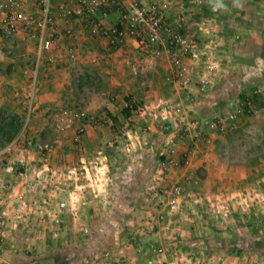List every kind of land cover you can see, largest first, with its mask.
Returning a JSON list of instances; mask_svg holds the SVG:
<instances>
[{
  "label": "crops",
  "instance_id": "0c3cea01",
  "mask_svg": "<svg viewBox=\"0 0 264 264\" xmlns=\"http://www.w3.org/2000/svg\"><path fill=\"white\" fill-rule=\"evenodd\" d=\"M63 2L65 0H54V5ZM240 2L248 7V0ZM241 8L245 14H248L246 7ZM25 10L36 13L35 0H25ZM194 15L196 17V13ZM115 19L116 16L111 15L109 22L113 23ZM238 25L248 27V23L246 25L244 22ZM192 26L193 29H197L199 25L193 22ZM56 29L64 34V26L59 20H56ZM69 29L72 33L70 36L63 35L60 49L43 53L38 64H36L34 41L29 39L23 41L19 37L0 38V214L5 217L4 238L7 243L6 251L0 255V264H75L73 259H78L76 264H90L89 260L92 259L95 249L94 239L90 236L86 237V243L85 240L81 241L82 229L85 228L90 234L99 237L110 236V231H112L111 234L119 233L122 236L127 234L128 228L125 225L120 229L116 227L121 223H129L133 225L134 230L137 229L143 233L144 228L138 229L134 226L141 220H144L146 232L152 234L153 242L148 247L160 246L162 244L159 237L167 238L168 230L165 231L156 226L154 220L155 214L164 215L165 209L160 206L151 207L143 219L134 213L136 204L141 197L143 198L142 195L150 190L149 187L167 188L180 184L181 180L189 178L194 169L200 168L206 174L201 182L209 187L212 186L211 183H216L222 172L225 177L231 178L237 177L240 173L245 174L240 166H229L218 159L216 148L222 137L216 136L212 144L206 145L204 142L193 139L190 134L185 142L176 141L178 145L174 147L169 145L171 133L163 132L162 134L161 132V124L164 123L160 121V117L164 118L171 108L180 106L184 112V119L187 121L203 120L201 117L211 113L212 107L218 105L217 97L224 94L227 89L215 88L212 98L201 102L200 113L199 109L195 112L189 105L183 104L187 98L185 94L191 97L195 95L194 87L189 86L188 90L183 91L182 86L180 87L175 81L172 84L165 82V76H171L175 71L168 60L165 62L150 59L148 62L146 59L144 61L148 64L142 66L139 59L135 58V52L138 50L134 40H127L120 49L109 53L106 41L91 37L82 29L78 20H72ZM202 39L201 45L208 47L207 40ZM259 40L251 39L252 44L255 45V48H252L254 53L252 56L262 62L264 53L261 47L264 46V37H260ZM69 47L75 48L79 53L75 60H70L67 56L66 49ZM93 47L88 57L95 54L98 49L106 51H101L99 63H97L101 72L93 74L101 79L100 101H91L87 106V103L83 102L85 104L83 110L91 114L99 112L100 116L107 114L114 119L115 126L107 123L108 126L92 127L86 121H75L64 130L61 138L55 139L52 132L56 135L54 123L58 120L61 110L68 106L81 109V94H84L86 89L84 84H77L81 79L76 80V78L84 79L85 77V74L79 70L80 63L84 62L81 52L82 48L86 51ZM129 63H135L137 68L143 67L138 70L139 73L143 72L144 76H149L151 79L140 83L137 78L128 79L124 71L118 73L124 65L130 71ZM250 75L251 80H254L256 75L261 77L263 73L252 72ZM232 91L230 89V92ZM31 92H34L35 98L29 119L23 128L29 111L27 99ZM126 98H130L135 105H142L147 110L148 118H144L145 121H143L145 123L149 121L147 124L150 132L141 139L143 144L146 143L143 148L139 147L140 137L134 133H127V139L119 137L125 133L123 130H127L129 124L133 125L132 121H136L132 112L130 117H125L122 113ZM142 115L139 113V117L137 116L140 121ZM260 117L259 114L257 118ZM257 123V120L251 122L254 125ZM164 125H169L168 127L172 130L176 128L169 118ZM17 127L16 132H13ZM80 129L83 130L82 133H79ZM17 139L19 144L31 142L27 146V163L20 170L16 167L14 174H5L2 168L8 165L15 167L17 153L16 150L5 151L4 148ZM130 139L133 141L131 144L127 143V147L118 149V144L128 142ZM47 140L48 142L57 141L47 161H43L37 145ZM136 144L138 148H133ZM114 146L115 149H113ZM191 146L195 147V152L189 165L170 167L164 180L163 178L155 180L159 177L158 175L153 177V171L160 166L158 160L162 152L166 154L169 148H174L176 160L179 161L180 157L183 158L186 149ZM259 155L264 156V152L259 151L256 156ZM163 157L165 160L167 156H161ZM99 159L109 163H105L106 171L109 169L110 172L112 169L116 171L115 174L107 175L108 178L104 180L105 185L111 184L110 189L113 186L115 193H112V190L109 191L107 194V198L110 199L109 207L101 212L99 217L94 218L97 214L90 208L92 205L89 201L90 195L85 191L82 195V187L87 186V180L85 184L80 178H83L82 174H84L82 169L88 170V166H82V164L90 165ZM156 172L159 173V168ZM249 173L250 170H248ZM45 203L50 207V215L41 211ZM74 214L77 218L73 217ZM195 221L182 231H177L173 226L171 232L177 231L181 236L186 235L187 240L195 236L207 235V232H195L199 229L200 222H203V229L208 226L207 223L205 224L199 218ZM77 236L79 239H76ZM64 237L69 238L65 244L62 242ZM57 239L61 247L58 246ZM190 242L192 240L184 241V244ZM246 249H242L244 251L240 254ZM29 253L30 256H28ZM150 254L147 248L148 259L143 258L138 263L131 258L130 263L147 264ZM56 255L60 257L62 255L66 260L72 261L61 262ZM240 261L241 257L229 258L231 264H241ZM191 264L202 263L198 260L197 263Z\"/></svg>",
  "mask_w": 264,
  "mask_h": 264
},
{
  "label": "rangeland",
  "instance_id": "374dc122",
  "mask_svg": "<svg viewBox=\"0 0 264 264\" xmlns=\"http://www.w3.org/2000/svg\"><path fill=\"white\" fill-rule=\"evenodd\" d=\"M240 1L244 0H171L170 9L167 12V21L169 23H173L175 18L180 14L185 18L186 24L182 31L184 38L189 41H199V39L203 40L202 38H205L209 46L205 48V46L201 45L203 43L199 41V45L194 48L196 57H192L191 53L181 57V67L178 70L180 75L173 70L174 74L171 75L172 77L165 76V82L172 84L175 81L180 87L182 86L181 89L183 91L188 90L189 86H193L195 95L191 97V95L185 94L187 98H185L186 101L183 104L189 105L190 109L195 112H198L199 109V113L201 102L212 98L215 88L227 89L224 91V94H220L217 97L216 101L218 105L212 107L211 113L202 117L200 116L203 120L222 117L225 109L235 112L244 110L245 112V114L239 116L235 130L225 133L206 131L208 141L196 139L197 141L204 142L206 145H210L216 136L222 137L218 141L216 148L218 159L229 166H240L242 170L244 169L245 174L240 173L237 177L231 178L225 177L224 172H222L215 181L216 183H211L212 186L209 187V185H204L201 182V179L206 176L202 168L194 169L189 178L181 180L180 184H178L181 187L183 196L179 201V207L171 214H168L169 211L166 208V192L171 186L167 188L149 187L150 190L142 195L143 198L141 197L140 201L136 204L134 213H137L142 219L143 216L146 217L145 213L150 211L151 207L160 206L165 209V218L163 220L160 219L162 213L160 215L155 214L154 220L156 226L165 231L168 230L166 232L170 236L167 238L159 237L162 244L160 246L175 251L176 254L185 259L184 264H191L198 260L202 264H231L229 263L230 257H241V264H264V166H262L264 164V156H256L259 151L264 152V56L262 62L257 58L254 59L252 48H255V45L251 42V39L259 40L260 37H264V0H248V7ZM140 4L146 9L152 6L150 0H140ZM241 7H246L248 14H245V11ZM193 22L199 25L197 29H193V26L191 27V23ZM240 22H244L246 25L248 23V27H240L238 25ZM258 42L260 43V40ZM107 48L109 49V53L117 51L112 49L108 44ZM93 49L94 47L83 51L85 49L82 48L81 52L84 62L80 63L79 70L85 74V77L84 79L76 78V80L81 79L77 84H84L86 88L84 94H81V109H84L85 106L83 102H86L87 106L91 101H100L101 79L99 76L93 74L101 72L97 63H99V55L102 50L98 49L95 51V54H92L98 59L96 63H92L88 57V53L92 52ZM261 49L264 53V46ZM137 50L135 58L139 59L142 66L148 64L144 60L147 59L149 62L152 59L164 60L165 62L168 60L174 69L177 68L165 50H162V54L158 58H152L149 52H145L141 48H137ZM186 61L189 62L186 63ZM141 68L143 67L140 66L138 70ZM120 71L121 73L124 71L128 79L137 78L140 83L151 79L149 76H144L143 72L139 73V71L137 75H133L125 65L121 67L118 73ZM252 72L256 74L263 73V75L261 77L256 75L255 79L251 80L250 73ZM230 89L233 91L230 92ZM126 103L133 104L130 112L134 110L131 114L136 117V121H132L133 125L127 127V130H123L125 133L119 135V137L127 139V133H134L140 137L139 147L143 148L146 143L143 144L141 139L144 138L146 133L150 132V129H148L149 121H147L148 124L144 122V118L148 116V113L142 115V120L140 121L137 109L142 107V105H135L130 101V98H126ZM71 108V106H68L66 109ZM96 113L92 114L97 118L107 119L108 123L115 126L114 119L110 118L111 116L107 114L100 116L99 112ZM259 114L261 117L257 118ZM253 120H257L258 123L256 125L251 124ZM57 121L54 123L55 125ZM106 126L108 125L106 124ZM166 126L161 124L162 134L168 132L165 130ZM128 128L132 129L133 132H128ZM54 129L56 135L51 131L53 133L52 136L55 139L56 137L61 138L64 131L57 132L56 127ZM168 129L169 131L171 130L170 128ZM187 137L189 136L187 135L183 138L177 137L174 141V147L177 144L176 141L178 143L185 142ZM191 137L195 139L193 136ZM56 141L48 142L47 140V142L40 143L39 145L55 146ZM131 142L133 141L130 139L128 142L118 144V149L127 147L126 144H131ZM133 148H138V144L135 147L133 146ZM194 148V146H191L186 150H192L194 154ZM113 149H115V146ZM175 154L170 157L162 152L159 156L160 158L158 157V165L160 166L156 165L157 168H154L153 171V177L157 175L159 177L155 179L156 181L160 178L164 180L170 167L189 165L193 157L192 154L188 158L189 163H184L186 151L183 158H179V161L176 160ZM165 155L167 157L164 160V157L161 158V156ZM105 163L108 162L99 159L90 165H87V163L82 164V166H88V170L82 169V173H84L82 174L83 178H80L82 183H85V180H87V184L89 181L93 184L92 188L88 186L82 187V195L85 192L90 195L89 201L92 203L90 208L97 214L94 218L99 217V214L109 207L110 199L107 198L109 191L112 190V193H115L113 186L110 189V183L104 185V180L111 173H116L115 169H112L111 172L110 169L106 171L104 168ZM158 168L159 173L157 174L156 170ZM248 170H250L249 174ZM73 217L77 218V215L74 214ZM196 218L201 219L208 226L203 229V222H200L198 224L200 227L195 232L203 231L208 234L192 236L193 238H190L192 242L185 245L184 241L188 242L190 240H187L186 235L181 236L177 231L186 230V226L189 227L195 223ZM143 222L144 220H141V224L137 223L134 225L138 229L144 228L145 232L143 233L137 231V229L134 230L133 225H129V223L119 224L116 228L120 229L124 225L128 228L127 234L122 236L119 233L111 234L112 231H110V236L105 237L106 235H104L103 237H99L85 232V228L84 230L82 229L81 234L83 237L81 241L85 240L86 243V237L90 236L94 239L95 249L89 263L131 264V258L135 259L134 262L138 263L143 258L145 259L147 257V248H149L148 245L153 242V239H151L152 234L146 232L147 230L144 227L146 225H143ZM173 226L177 231L171 232ZM208 229L209 231H207ZM68 239L64 237L62 239L63 244L67 243ZM76 239H79V237L77 236ZM57 241L58 246L61 247L58 239ZM49 245L51 244L49 243ZM244 248L247 249L244 253L240 254V252L244 251L242 250ZM58 255L56 256L61 259L59 260L61 262L72 261L66 260L62 255L61 257ZM28 256H30V253ZM73 260L75 264L78 262V259Z\"/></svg>",
  "mask_w": 264,
  "mask_h": 264
},
{
  "label": "built area",
  "instance_id": "2783aa9c",
  "mask_svg": "<svg viewBox=\"0 0 264 264\" xmlns=\"http://www.w3.org/2000/svg\"><path fill=\"white\" fill-rule=\"evenodd\" d=\"M150 2L152 6L146 9L140 4V0H65L57 5H54V0H35L37 12L30 13L25 10V0H0V38L19 37L23 41L28 39L34 41L36 64H38L43 53L60 49L63 35H71L69 25L75 19L91 37L104 39L112 49L118 50L127 40L132 39L137 43V48L149 52L152 58H158L162 50H165L177 67L175 72L180 75L178 70L181 67V57L191 53L195 58L194 48L199 45L200 39L189 41L183 37L182 31L186 20L181 16L182 14L178 15L173 23L167 21L171 0H150ZM111 15L116 16L113 23L109 22ZM56 20L63 24L64 34L56 29ZM66 52L70 60L77 58L78 53L75 48L69 47ZM89 58L92 63L98 61L96 56L91 55ZM128 67L133 75L138 74L135 63H129ZM34 98V92H31L27 99L29 111L23 128L29 119ZM124 107L132 109L133 104L126 103ZM137 111L143 115L147 114L144 107H139ZM243 114H245L244 110L235 112L225 109L222 117L187 121L184 119L182 109L176 106L168 110L164 118L160 117V121L165 124L166 119L169 118L175 125V130L169 131V127H165V130L171 133L170 143L174 145L177 137L183 138L191 134L197 140L208 141L206 131L220 133L233 131L237 127L239 116ZM75 121H86L92 127H101L108 123L107 119L97 118L83 109H62L55 125L57 132L64 131ZM82 131L80 129L79 133ZM18 142L19 139L7 144L4 148L5 151L16 150L17 153L15 167L8 165L2 168L5 174H14L16 167L20 170L27 163V146L31 142L23 144ZM37 147L41 151L43 161H47L54 145H37ZM166 154L170 157L174 156V148L168 149ZM192 154V150H186L184 163H189L188 158ZM92 185L91 181L87 184L89 188H92ZM166 195V208L169 211L168 214H171L179 207V201L183 196L181 187L178 184L171 186ZM41 211L46 215L51 214L50 207L46 203ZM164 218L165 215L160 216V219ZM4 226L5 217L0 214V255L7 249ZM84 231L87 232V229ZM149 251L151 254L147 264L185 263L184 258L165 247L151 245Z\"/></svg>",
  "mask_w": 264,
  "mask_h": 264
},
{
  "label": "trees",
  "instance_id": "16d2710c",
  "mask_svg": "<svg viewBox=\"0 0 264 264\" xmlns=\"http://www.w3.org/2000/svg\"><path fill=\"white\" fill-rule=\"evenodd\" d=\"M122 113H123V115L125 116V117H130V109L129 108H124L123 110H122ZM130 126V124L128 125V127ZM16 129H18V127L17 128H15V130H13V132H16ZM128 132H133V130L132 129H129L128 128ZM14 134V133H13ZM9 142V141H8ZM7 142V143H8Z\"/></svg>",
  "mask_w": 264,
  "mask_h": 264
}]
</instances>
